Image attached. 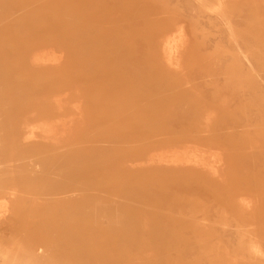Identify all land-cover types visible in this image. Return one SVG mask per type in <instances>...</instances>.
Listing matches in <instances>:
<instances>
[{
    "label": "rangeland",
    "instance_id": "rangeland-1",
    "mask_svg": "<svg viewBox=\"0 0 264 264\" xmlns=\"http://www.w3.org/2000/svg\"><path fill=\"white\" fill-rule=\"evenodd\" d=\"M21 1L22 8L48 10V43L29 49L25 61L53 72L48 108L20 117L23 136L39 148L52 154L99 135L89 124L97 115L81 100L96 65L111 71L114 57L127 66L116 63L120 73L107 83L134 91L139 84L165 99L120 131L146 149L112 161L115 169L124 164L120 176L131 188L119 193L123 199L70 205L87 217L67 223L96 252L83 263L264 264V0ZM129 94L125 101L134 103ZM46 160L0 159V264H24L18 258L31 246L48 264V241H39L64 213L40 206L72 196L65 193L80 183L53 186L60 173ZM5 167L11 170L2 175ZM32 176L34 184H17Z\"/></svg>",
    "mask_w": 264,
    "mask_h": 264
},
{
    "label": "bare ground",
    "instance_id": "bare-ground-1",
    "mask_svg": "<svg viewBox=\"0 0 264 264\" xmlns=\"http://www.w3.org/2000/svg\"><path fill=\"white\" fill-rule=\"evenodd\" d=\"M20 2L22 1L0 0V159H44L47 162L48 160L46 159H53L54 166L60 173L59 179L53 183V186L56 187L64 180L68 182V185H72L76 181L80 183V187L65 193V195L74 193L72 196L63 197L58 201H53L54 203L44 204L43 202V205L40 206L42 210H48V213L56 211L64 213L59 219H64L62 221L65 223L61 222L62 224L58 225L56 224L58 222L50 221L51 223H48V237L39 242L45 243L48 241V251L51 254L48 257V264H84V259H93L96 252L84 246L81 236L82 231L76 227L81 224L80 218L86 222L84 218L87 215H80L83 209L78 212L70 211V205L82 204L85 208L86 206L100 203L102 206H108L117 204L118 199H123L120 195L131 188L127 183L125 184V179H121L120 176L125 171L121 166L124 164L119 163V168L115 169L112 161L115 158H130L132 155L141 154L146 149H144L143 141L135 142L133 139L130 140L128 136L121 135L120 131L128 128L131 122L137 121V118L144 119L151 112L153 105L162 103L165 99L157 98L162 95L161 92L151 94L139 84L136 86L137 90L134 91L132 87L128 88L126 84H122L123 86L119 88L116 83H107L105 78H113L118 72L120 73L118 66H115L116 63L121 61L120 64L122 65L120 67L124 68L127 64L125 57L124 59L121 57V60L114 57V65H112L111 71L102 64L96 65V75L89 77L87 95L82 97L81 100L84 108L89 109V113L97 115L96 117L98 118L90 119L89 124L100 129L99 135L91 142H88L86 146L69 145L67 148L52 154L48 153V150L39 148L38 143L33 141L31 136H23L20 129L23 128L24 125L22 124L25 119H20V117L34 112L42 115L45 109L48 108V99L46 97L48 89L54 83V75H50L53 72L48 73V66L39 64L36 61L29 66L25 64L30 52L29 49L48 43V10L22 8L24 6ZM41 21L44 22L43 26L37 27L36 24ZM60 29L61 27L56 29L57 33ZM112 33L116 36L118 30L115 29ZM117 37V42H121L122 37ZM22 38L25 41H22ZM8 42H11L9 46ZM165 48L169 53L170 48H167V46ZM164 55L166 54L163 49V57ZM99 69L102 72V76L97 78V70ZM128 94H132L134 103L128 104L125 101ZM112 98L117 102L108 103L107 100ZM54 103L58 106V103ZM191 132L188 131V133ZM159 142L162 143L163 141ZM117 144H119L118 148L115 147ZM126 160H128L127 163L131 162L130 159ZM137 162L145 165V160ZM196 165L198 164L196 163ZM113 168L116 175L111 176L109 173ZM10 170L11 168L5 167L2 170V175L9 173ZM163 170L171 172V169L168 170V168ZM35 181L37 180L32 176L26 179H19L17 184H22L23 182L34 184ZM38 182L41 185L46 184L47 181L40 180ZM102 184L105 185L104 188L101 187ZM125 188L128 189L124 191ZM161 218V220L166 222H177L172 217L162 216ZM71 220L76 226L67 223ZM43 226L45 224L42 222L40 227ZM42 254L41 248L31 246L29 254L26 253L24 257H19L18 262L42 264L40 262ZM92 264H95V262Z\"/></svg>",
    "mask_w": 264,
    "mask_h": 264
}]
</instances>
